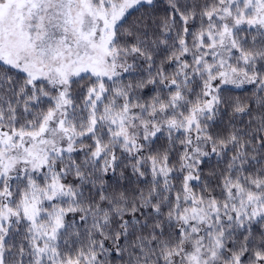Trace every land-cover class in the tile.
I'll return each instance as SVG.
<instances>
[{
	"label": "snow or ice",
	"instance_id": "6c2138e0",
	"mask_svg": "<svg viewBox=\"0 0 264 264\" xmlns=\"http://www.w3.org/2000/svg\"><path fill=\"white\" fill-rule=\"evenodd\" d=\"M0 264H264V0H0Z\"/></svg>",
	"mask_w": 264,
	"mask_h": 264
}]
</instances>
